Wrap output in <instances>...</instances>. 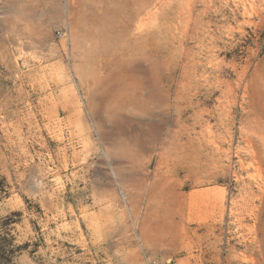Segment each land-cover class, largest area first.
Here are the masks:
<instances>
[{
	"label": "rangeland",
	"instance_id": "rangeland-1",
	"mask_svg": "<svg viewBox=\"0 0 264 264\" xmlns=\"http://www.w3.org/2000/svg\"><path fill=\"white\" fill-rule=\"evenodd\" d=\"M264 264V0H0V264Z\"/></svg>",
	"mask_w": 264,
	"mask_h": 264
},
{
	"label": "built area",
	"instance_id": "built-area-1",
	"mask_svg": "<svg viewBox=\"0 0 264 264\" xmlns=\"http://www.w3.org/2000/svg\"><path fill=\"white\" fill-rule=\"evenodd\" d=\"M157 264H164V263H157Z\"/></svg>",
	"mask_w": 264,
	"mask_h": 264
},
{
	"label": "crops",
	"instance_id": "crops-1",
	"mask_svg": "<svg viewBox=\"0 0 264 264\" xmlns=\"http://www.w3.org/2000/svg\"><path fill=\"white\" fill-rule=\"evenodd\" d=\"M178 264H182V263H178Z\"/></svg>",
	"mask_w": 264,
	"mask_h": 264
}]
</instances>
